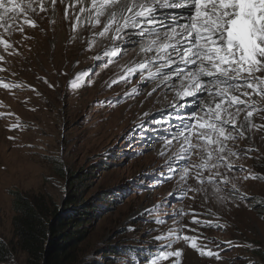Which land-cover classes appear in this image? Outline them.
Segmentation results:
<instances>
[{
	"label": "rangeland",
	"instance_id": "1",
	"mask_svg": "<svg viewBox=\"0 0 264 264\" xmlns=\"http://www.w3.org/2000/svg\"><path fill=\"white\" fill-rule=\"evenodd\" d=\"M64 8L57 22L51 10L34 16L35 28L20 18L11 34L0 29L18 53L8 55L0 45V55L5 56L0 68L6 69L0 71V81L18 85L0 86V241L14 242L13 192L41 194L59 206L64 205L65 194L74 193L83 201L105 194L107 209H100L97 217L91 213L80 245L82 264H149L167 242L156 237L177 228L181 235L199 236L197 243L220 253L219 260L201 257L181 239L170 249L182 250L179 264H264V140L260 138L264 132L253 135L251 143L257 151L250 153L252 158L236 160L244 166L237 176L257 177L237 181L246 198L234 199L227 190L222 193L227 197L224 201L215 196L204 200L193 193H189L192 199L181 196L178 176L166 180L172 175L165 162L170 153L164 150L161 155L159 148L181 127L191 107L173 108L174 92L160 84L159 76L141 80L137 71L120 79L126 66L147 59H142L139 48L141 37L127 46L95 37L89 47L99 28L91 31L85 23V30L79 26L74 33L73 13L66 20ZM112 48L119 49L118 55L105 68L109 61L105 51ZM81 72L86 75L74 89L71 81ZM173 82L179 84L175 77ZM189 101L180 103L190 105ZM255 122L264 123L259 118ZM13 124L19 126L10 130ZM238 144L244 149L250 142ZM168 163L178 168L174 158ZM192 210L198 219L223 227L190 225ZM180 212L184 215L174 223ZM185 224L198 231L182 228ZM24 258L14 248L6 264H23ZM176 261L173 256L160 264Z\"/></svg>",
	"mask_w": 264,
	"mask_h": 264
},
{
	"label": "snow or ice",
	"instance_id": "2",
	"mask_svg": "<svg viewBox=\"0 0 264 264\" xmlns=\"http://www.w3.org/2000/svg\"><path fill=\"white\" fill-rule=\"evenodd\" d=\"M58 2L63 4L65 0H0V29L11 34L20 18H23V24L35 28L34 16L47 12L49 6L55 12ZM69 7L75 20L72 24L74 33L85 23L99 28L93 33L94 39L89 42V47L96 42L95 37L115 42L127 34L126 30H138L144 41L140 51L154 55L135 66H126L120 79L126 80L137 71L141 80L159 76L160 83L174 92L173 108L191 107V113L181 121V127L171 134V138L163 140L160 154L163 155L164 150L170 153L165 162L172 173L166 180L178 176L180 195L190 199L194 196L189 197V193H193L201 195L204 200L215 196L224 201L227 199L222 195L225 190L234 199L246 198L237 181L257 177L237 176L235 173L244 171V166L238 165L236 160L252 158L250 153L257 151L251 143L253 135L264 132V123L255 122L256 118L264 121V0H71L64 8L66 20L72 18ZM158 9L181 11L172 16L170 23H165L156 17ZM157 25L164 31H157ZM19 30L23 32V27L20 26ZM0 45L8 55L18 54L2 34ZM118 51V48L105 51V56L109 57L105 68ZM93 59L99 60L100 57L94 56ZM3 60L5 56L0 55V61ZM152 66L155 71H151ZM146 69L147 77L144 75ZM5 70L0 68V71ZM85 75L81 72L76 80L71 81V86L74 89L79 87L77 81ZM173 77L179 81L178 85L173 82ZM113 83L117 81L113 80ZM0 86L5 89L18 87L3 81ZM155 91L153 88L152 92ZM188 100L190 105H181V101ZM18 126L13 124L10 130ZM260 138L264 140V136ZM243 140L250 144L241 149L238 141ZM173 158L178 168L168 163ZM180 161L184 163L179 164ZM168 195L175 196L176 193L169 192ZM182 215L183 212L176 213L174 223H178ZM191 215L190 225L223 227L198 219L195 210ZM190 225H182V228L198 231ZM180 232L181 228L170 229L167 236L156 237L167 242L161 245L149 264H160L173 256L179 264L182 250L170 249L181 239L201 257L220 259L219 252L197 243L199 236L181 235Z\"/></svg>",
	"mask_w": 264,
	"mask_h": 264
},
{
	"label": "trees",
	"instance_id": "3",
	"mask_svg": "<svg viewBox=\"0 0 264 264\" xmlns=\"http://www.w3.org/2000/svg\"><path fill=\"white\" fill-rule=\"evenodd\" d=\"M57 170L63 175L60 165ZM12 194L14 242L0 241V264L12 259L14 248L25 255L23 264L83 263L80 245L86 238L90 215L93 212L97 217L100 209H107V195L98 194L91 201H83L74 193L65 194L64 205L59 206L41 194Z\"/></svg>",
	"mask_w": 264,
	"mask_h": 264
},
{
	"label": "bare ground",
	"instance_id": "4",
	"mask_svg": "<svg viewBox=\"0 0 264 264\" xmlns=\"http://www.w3.org/2000/svg\"><path fill=\"white\" fill-rule=\"evenodd\" d=\"M71 2V0H65V3H63V4H61V3H57V5H56V10H55V14H56V19L54 20V22H57V20H59L60 18H61V11L62 10H60V9H62L63 7H68V5H69V3ZM52 9H51V6H49V9H48V11L50 12ZM78 10V9H77ZM47 11V12H48ZM181 10L180 9H158L157 10V12H156V17L159 19V20H164L165 21V23H170L171 22V18H172V16H174V15H176L177 13H179ZM59 13V14H58ZM69 13L71 14V13H73V10H72V8H70L69 7ZM73 20H74V15H73ZM53 22V23H54ZM74 22H75V20H74ZM39 24H41L42 25V23H40L39 22ZM56 24V23H55ZM46 26V25H45ZM45 26H43V28H45V29H47ZM86 26V25H85ZM85 26H83V25H80V27H81V30L83 31V30H85ZM91 31H94V30H96L97 28H93L91 25H88L87 26ZM156 28H157V31H164V29L163 28H160V26L159 25H157L156 26ZM126 33L127 34H124L123 35V38L122 39H120V40H117L116 42H118V43H123L122 45L123 46H127V45H129V44H131L132 43V41H134V40H139L140 39V36L138 35V30H136V29H128V30H126ZM113 41H111V43H112ZM144 41L143 40H141L140 42H139V48L141 47V44L143 43ZM114 47V46H113ZM141 55H144L143 57H142V59L143 58H146L147 57V59H151V57L154 55V53H148L147 55L145 54V53H141ZM13 60H15V59H13ZM136 61H144V60H139V58L138 59H136ZM133 65V64H132ZM131 65V66H132ZM173 67H175V65L173 66ZM154 68V67H153ZM153 70V69H152ZM161 84V83H160ZM190 102V101H189ZM188 102V103H189ZM183 105H186V104H183ZM160 150H162V147H160L159 148V151Z\"/></svg>",
	"mask_w": 264,
	"mask_h": 264
}]
</instances>
